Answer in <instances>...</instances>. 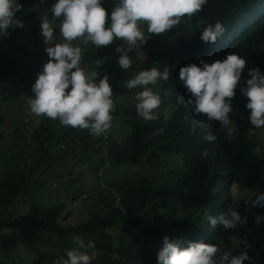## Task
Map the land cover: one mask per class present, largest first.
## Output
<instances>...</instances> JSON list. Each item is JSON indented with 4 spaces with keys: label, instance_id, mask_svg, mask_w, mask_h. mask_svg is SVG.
I'll use <instances>...</instances> for the list:
<instances>
[{
    "label": "trees",
    "instance_id": "obj_1",
    "mask_svg": "<svg viewBox=\"0 0 264 264\" xmlns=\"http://www.w3.org/2000/svg\"><path fill=\"white\" fill-rule=\"evenodd\" d=\"M29 1L16 0L25 11L30 10L27 7ZM102 6L110 15L114 0H102ZM217 21L226 31L215 43H204L200 39L201 30ZM36 26L34 24V28ZM141 30L146 33L147 25ZM119 44L123 42L115 40L112 45L92 49V62L95 69L102 72L100 77L102 74L112 76L118 86L137 66L140 70L155 67L161 72L168 68L169 79L158 82L161 96L172 105L171 111L163 117L155 113L158 119L146 122L137 114V102L126 103L112 113L125 132L118 135L107 132L105 138L93 136L87 129L62 126L58 119L51 120L46 116H41L29 127L25 123L12 124L13 136L20 135L23 141L31 140V147L22 142L18 153L8 156L13 163L0 176V241L15 239L36 258L48 257L56 261L61 258L60 253L66 258L67 250L77 248L73 237L79 236L85 243L93 241L95 244L94 249H78L91 253L89 255L95 253L91 264H157V253L165 236L182 248L189 242L212 244L216 237L228 241V234L237 229H223L219 223L213 227L209 221V217L234 209L228 183L243 178L256 188L258 194L264 193V153L257 155L252 151L250 110L246 108L247 98L240 92V87L250 78L249 69L259 67L264 73V0H207L195 16L183 17L179 25L160 36L152 35L140 48L144 52L143 59L131 50L132 66L127 70L117 63L120 53L115 48ZM25 48L22 52L31 53V50H23ZM230 52L246 59L247 63L232 100L233 111L229 114L236 132L232 140H227L219 122L213 121L209 128L206 117L194 115L187 106L190 94L179 81V69L190 63L199 65L201 60L207 63L223 60ZM22 61L18 54L3 55L0 101L19 96L18 85L8 77L16 76L25 68ZM178 97H184V102H178ZM2 117L0 113V122ZM157 130L161 131L156 134ZM209 130L216 136L214 142L204 139ZM204 149H207V156H202ZM160 153L179 154L181 164L165 175L160 169L154 176L147 172L113 180L110 187H106L113 193L107 201V209L75 225L59 222V203L16 214L8 210L9 205L30 188L34 171L41 173L46 169L50 176L54 170L63 172L65 166L61 158L64 155L71 158L77 155V161L97 156L109 163L136 164L155 163L153 158ZM22 159L26 162L24 165ZM159 161L160 168L166 166V162ZM67 174H70L69 169ZM68 175L60 179L68 182L76 178ZM224 178L227 183L222 181ZM76 195L74 191L69 192L72 199ZM107 199L102 195V201ZM257 215L264 217V207L256 208L254 218L247 225L249 233L245 238H252L247 242L250 246L240 240L234 254L246 251L250 259L244 264H264V220L256 223ZM142 218L149 222L140 225ZM119 223L129 228L134 226L136 232L127 235L122 230L118 233L107 230ZM49 240L54 241L53 252L41 246ZM2 255L0 253V264H35L19 254H15L14 260L2 258Z\"/></svg>",
    "mask_w": 264,
    "mask_h": 264
},
{
    "label": "clouds",
    "instance_id": "obj_2",
    "mask_svg": "<svg viewBox=\"0 0 264 264\" xmlns=\"http://www.w3.org/2000/svg\"><path fill=\"white\" fill-rule=\"evenodd\" d=\"M206 4L207 0H114L109 15L102 6V0H55L50 8L52 22L60 21L58 27L63 42L54 41L53 24L48 16H44L40 20V35L46 45L48 60L31 86L33 95L27 99L31 113L58 119L65 127L87 129L96 137L105 134L112 126V113L116 107L109 77L104 75L101 78L96 71L83 69L82 48L72 42L79 40L85 46L91 43L102 48L112 45L115 40L123 41L115 51L120 53L119 67L127 70L132 66L129 57L132 49L141 48L152 35L160 36L173 29L183 17L195 16ZM22 8L23 5L16 0H0V37L9 36V28L24 26L15 18L16 12ZM141 24L147 25L146 33L141 30ZM225 31L224 25L217 21L201 30L200 39L204 43H215ZM246 63V59L230 52L223 60L212 63L201 60L199 65L190 63L179 69V81L190 94L187 106L194 115L206 117L209 128L213 121L219 122L227 140H232L236 132L229 114L233 111L232 100ZM248 76L245 86L240 87L241 95L247 98L246 108L250 110L248 120L255 128H264V73L255 67L248 70ZM168 79V68L161 72L153 67L126 80L127 89H141L135 94L136 111L144 121L158 119L154 110L162 102L150 85ZM184 100V97H178V102L183 103ZM204 139L214 142L216 136L209 130ZM207 154V149H204L202 156ZM249 200L250 203L246 201L249 209L264 207V193H251ZM247 220V216L234 209L209 217L213 227L219 223L227 230L244 225ZM261 220L264 217H255L256 223ZM73 240L77 248L67 250L66 258L57 259L55 264H91L95 253L89 255L87 251L78 249H94V242L85 243L79 236H74ZM245 244L250 246L246 241ZM249 259L246 251L233 255L216 244L202 241L189 242L182 248L168 236L163 238V246L157 253V264H244Z\"/></svg>",
    "mask_w": 264,
    "mask_h": 264
},
{
    "label": "rangeland",
    "instance_id": "obj_3",
    "mask_svg": "<svg viewBox=\"0 0 264 264\" xmlns=\"http://www.w3.org/2000/svg\"><path fill=\"white\" fill-rule=\"evenodd\" d=\"M53 2L54 0H43V2H41V0H30L27 2V7L30 9L29 11L22 9L15 14V18L22 21L24 26L22 28H9L11 34L7 37H0V65L3 55L8 53L18 54L23 60L22 62H25V68H23L19 74L8 77L9 80L14 79V82L18 85L19 96L6 101H0V113L3 116L0 122V136H2L0 137V176L2 172L8 169L13 163L10 158L7 159L8 156L16 155L22 142L25 143V146L28 144V146L31 147V140L27 139L23 141V139L19 137L20 135L13 136L10 126L19 122L25 123L29 127L32 123L38 122L41 118V116H36L31 113L27 99L28 96L33 95L31 86L37 78V73L42 70L43 64L48 60V56L45 52L46 45L40 35V20L44 16H48L50 22H52L50 8ZM59 23L58 20L52 22L54 28V41L56 43H60L62 40L58 27ZM185 23L188 25V22ZM34 24H37L35 28ZM140 27L141 29H145L146 24H141ZM72 43L82 48L81 67L87 71L94 70L98 74H101L102 72H98L95 69L94 62H92L91 58L94 45L89 43L85 46L79 40L73 41ZM23 47H26L23 50H31V53L22 52ZM85 49L87 50L85 51ZM132 50L139 58L143 59V50H140V48ZM139 71L141 70L137 66L127 78H133ZM102 75L104 76L106 74ZM107 76L109 77V83L113 89L112 99L116 105L115 108L129 102H136L135 94L141 91V89H127L125 86L126 81H123L117 86L115 82L116 79L112 76ZM150 87H152L154 93L160 96L162 101L159 108L155 109L154 112L160 117L166 116L171 111L172 105L161 96L162 92L159 88V82L155 85H150ZM107 132L118 135L123 134L125 129L120 125L119 121L113 117L112 126ZM249 136L253 141L252 151L257 155L263 154L264 128L258 129L251 125ZM102 137L105 138L103 134ZM59 146L63 148L61 145ZM77 157V155H74L72 158L68 155H64V157L61 158V162L65 168L61 173L57 170H49L50 172L52 171V175L50 176L49 172H45L46 169L41 173L34 171L33 182L30 188L14 203L10 204L8 210L16 214L25 212L29 208H47L53 203H59L61 205L59 222L62 225H75L107 209V201L111 200L113 193L106 187H110L113 180L123 176L137 177L138 174L147 172L149 176H154L158 174L156 171L160 169L162 174L165 175V173L181 164V156L176 153L167 155L160 153L154 156L153 160H155V163L140 162L136 164L109 163V161L104 160L103 157L97 156L77 161ZM159 160H162V163L166 162V166L162 165V168H160L158 163L160 162ZM21 161L23 165L26 163L23 159ZM67 169L70 171L69 175L67 174ZM67 175L68 177L76 178H72L68 182H64L60 179V177L66 178ZM222 181L228 182L225 178ZM228 187L234 210L239 212V210L243 209L241 215L247 216L248 220L246 224L237 226L235 228V230H237H234L235 233L228 234L227 242L217 237L212 244H216L234 255L237 252V248L240 246V240L246 242H251L252 240V238L246 239L245 236L249 233L247 225L250 224V219L254 218L256 208L249 209L246 201L250 203V194H258V191L251 183L243 178H238L228 183ZM72 191L77 194L73 199L69 196V192ZM102 195H106L108 199L102 201ZM148 222L149 219L142 218L139 224L143 225ZM107 230L112 233H118V231L120 232V230H122L125 231L127 235H133L136 232L134 226L129 228L123 223H119L118 226L109 227ZM243 233L246 235H243ZM135 237L138 236L135 235ZM53 243V240H49L41 246L53 252L55 250ZM0 253L3 254L2 258L11 257V259L14 260L15 254H19L23 258H26L29 263L55 264L53 258L44 257L42 260L36 258L33 252L25 249L17 240L11 238H5L0 241ZM59 256L65 257L62 253H60Z\"/></svg>",
    "mask_w": 264,
    "mask_h": 264
},
{
    "label": "built area",
    "instance_id": "obj_4",
    "mask_svg": "<svg viewBox=\"0 0 264 264\" xmlns=\"http://www.w3.org/2000/svg\"><path fill=\"white\" fill-rule=\"evenodd\" d=\"M61 42H63V40ZM103 136L106 137L107 136L106 133L103 134ZM122 264H126V263L125 262H122Z\"/></svg>",
    "mask_w": 264,
    "mask_h": 264
}]
</instances>
